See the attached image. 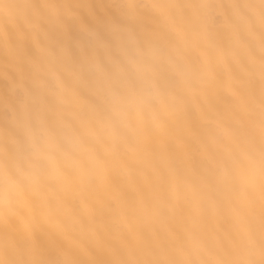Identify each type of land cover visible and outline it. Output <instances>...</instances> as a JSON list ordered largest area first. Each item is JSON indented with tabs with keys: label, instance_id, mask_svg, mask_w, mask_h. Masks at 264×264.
Masks as SVG:
<instances>
[{
	"label": "snow or ice",
	"instance_id": "1",
	"mask_svg": "<svg viewBox=\"0 0 264 264\" xmlns=\"http://www.w3.org/2000/svg\"><path fill=\"white\" fill-rule=\"evenodd\" d=\"M0 264H264V0H0Z\"/></svg>",
	"mask_w": 264,
	"mask_h": 264
}]
</instances>
